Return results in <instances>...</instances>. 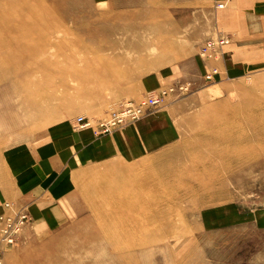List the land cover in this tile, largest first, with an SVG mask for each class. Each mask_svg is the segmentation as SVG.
Here are the masks:
<instances>
[{
  "label": "rangeland",
  "instance_id": "obj_1",
  "mask_svg": "<svg viewBox=\"0 0 264 264\" xmlns=\"http://www.w3.org/2000/svg\"><path fill=\"white\" fill-rule=\"evenodd\" d=\"M233 1L0 0V152L66 120L96 139L167 110L180 133L139 155L71 156L69 174H85L75 199L45 200L66 216L57 225L35 226L27 203L5 199L29 220L1 264H264V0L224 14ZM152 73L158 85L144 88ZM170 86L139 119L97 132Z\"/></svg>",
  "mask_w": 264,
  "mask_h": 264
},
{
  "label": "crops",
  "instance_id": "obj_2",
  "mask_svg": "<svg viewBox=\"0 0 264 264\" xmlns=\"http://www.w3.org/2000/svg\"><path fill=\"white\" fill-rule=\"evenodd\" d=\"M240 1L241 4L237 5ZM240 1H233L234 8L222 7L221 10L227 15L248 0ZM237 48L235 44H230L228 47L233 52ZM236 54L234 52L232 55ZM158 78L161 79L155 73L148 75L143 82L144 88H153L158 85ZM159 119H161L160 122L157 121ZM58 123L53 125L45 137L37 143H18L0 152V213L4 209V200L13 199L29 205L36 219L35 226H43L45 222L52 226L57 225L66 216H61L56 212L60 210L55 204H49L45 208V200L48 197L64 199V201L75 199L77 193L75 185L82 180L85 174L83 170L73 176L69 174L70 168L66 167L71 166L69 163L71 156L75 154L78 160L80 157L81 159L86 158L88 151L96 146L101 149L98 159L115 154L116 151L122 155H139L141 151L163 147L175 137L180 136L167 110L141 119L136 127L125 129V134L116 131L112 135L106 134L96 139L92 138L91 129L77 131L67 120L60 122L62 124L58 125ZM124 135H130L139 141L133 145L134 150H122L118 147ZM143 139L145 145H142ZM66 160L68 165L64 163ZM33 231L34 228H28L26 234L31 236Z\"/></svg>",
  "mask_w": 264,
  "mask_h": 264
},
{
  "label": "built area",
  "instance_id": "obj_3",
  "mask_svg": "<svg viewBox=\"0 0 264 264\" xmlns=\"http://www.w3.org/2000/svg\"><path fill=\"white\" fill-rule=\"evenodd\" d=\"M219 4L220 6H222L223 2H220ZM225 42H227V38L223 36H220V38L216 39L213 38L206 42L203 47V51L206 52L208 50H213L221 46ZM188 87L189 85L187 83H180L179 85H177V89L179 91H184L188 89ZM174 89V86H170L169 88H164L157 93L148 95L139 103L133 101L125 103V105H123L121 109L113 111L109 117L101 119L99 121L97 132H109L113 128H117L129 120L139 117L151 107L162 103V101L165 100L166 96ZM77 123L81 127L91 125L90 121L87 120L84 115H79L77 117ZM4 207L5 209L0 213V240L2 238H7L9 243H12L15 241L16 235L20 230H15V228H21L23 226V223L29 220V212L27 211L26 207H17L10 201H6L4 203ZM4 246L5 245H2V243H0V264L3 262L1 261V257L4 253Z\"/></svg>",
  "mask_w": 264,
  "mask_h": 264
},
{
  "label": "bare ground",
  "instance_id": "obj_4",
  "mask_svg": "<svg viewBox=\"0 0 264 264\" xmlns=\"http://www.w3.org/2000/svg\"><path fill=\"white\" fill-rule=\"evenodd\" d=\"M223 6H224V4H222V6H220V7H223ZM227 42H228V40H227ZM227 42H225V43H227ZM225 43H223V44H225ZM223 44H222V45H223ZM222 45H221V46H222ZM146 97H147V96H146ZM144 98H145V97H143L142 99H144ZM142 99H140L137 103L141 102ZM124 105H125V104H124ZM144 114H145V112H144L143 114H141L139 117H137V118H135V119H131V120L125 122L124 124L120 125L119 127L124 126V125H126L127 123L134 122L135 120H137V119H139L140 117H142ZM87 120L90 121V124H91V125L93 124L92 120H90V119H88V118H87ZM99 121H100V120H99ZM99 121L97 122V126H98ZM91 125H89V126H91ZM79 127H80V126H79ZM115 129H116V128H113L112 130H110L109 132H106V133H110V132H112V131L115 130ZM27 222H28V221H27ZM27 222H24V223H23V226H22L21 228H19V227H16V228H15V230H19V229H20V230L18 231V233H17V235H16V239H15L14 242L9 243V241H8L7 238H2V239L0 240V243H2V245H5V246H4V250H5V247H6V246L12 245V244H14V243L18 240L19 235H20V233L22 232V230H24L25 225L27 224ZM3 255H4V253H3ZM3 255H2V257H1V261H2Z\"/></svg>",
  "mask_w": 264,
  "mask_h": 264
}]
</instances>
